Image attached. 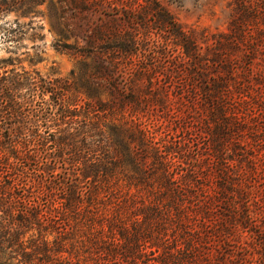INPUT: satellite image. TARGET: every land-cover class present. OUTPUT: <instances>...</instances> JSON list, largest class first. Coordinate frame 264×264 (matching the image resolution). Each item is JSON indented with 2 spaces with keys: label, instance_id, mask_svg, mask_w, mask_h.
<instances>
[{
  "label": "trees",
  "instance_id": "obj_1",
  "mask_svg": "<svg viewBox=\"0 0 264 264\" xmlns=\"http://www.w3.org/2000/svg\"><path fill=\"white\" fill-rule=\"evenodd\" d=\"M103 2L111 0H80L84 12ZM144 2L126 4L113 33L100 24L82 46L58 47L99 59L100 45L113 42L105 65L91 73L93 87L104 85V72L120 73L131 90L138 81L149 90L163 75L178 83L175 99L158 90L145 102L117 86L111 99L83 98L67 78L0 58V264H234L231 239L242 236L239 223L254 221L248 198L241 204L248 190L223 156L229 126L246 120L230 87L237 74L215 52L219 71L208 76L195 35L156 0ZM22 9L18 0H0V19ZM238 22L219 34L218 48L232 33L243 41ZM150 25L162 32L159 59L140 61L151 43L140 29ZM13 37L11 25L0 26V45ZM248 79L238 91L246 109ZM200 91L203 128L193 114Z\"/></svg>",
  "mask_w": 264,
  "mask_h": 264
},
{
  "label": "rangeland",
  "instance_id": "obj_2",
  "mask_svg": "<svg viewBox=\"0 0 264 264\" xmlns=\"http://www.w3.org/2000/svg\"><path fill=\"white\" fill-rule=\"evenodd\" d=\"M18 1L23 4L22 12H12L0 19V26L11 25L14 30V39L0 45V58L17 57V68L36 71L44 78H67L80 88L79 94L83 98L99 96L111 99L116 93L114 86L127 89V79L120 73L110 75L104 72V85L99 89L91 84V73L96 66L105 65L103 61L106 48H111L113 42L100 45L103 56L99 59L82 55L73 48L60 49L58 46H82V36L87 34L88 29L92 30L104 23L110 33H113L115 28L124 24V6L144 4V0H111L103 2L104 4L99 3L90 12L82 10L80 0ZM156 1L158 10L164 9L188 33L195 35L206 53L204 67L208 76L213 78L219 71L220 65L212 60L215 52H218L222 63L233 67L237 74L235 86L230 87L233 88V93L235 91L234 101L238 102L236 111L245 114L246 120L240 123V127L229 126V140L225 143L223 156L230 164L229 167L236 177L234 180L240 184L241 191L248 190V195L245 193L246 197L241 199V204L244 205V200L248 198L254 221L248 226L239 223L237 230L242 236L232 237L230 244L233 253L230 256L234 264L236 261L264 264V0ZM143 14V9L139 7V11L133 14L135 22L139 24ZM111 17H116L118 22H109ZM150 17L153 19V13L148 18ZM237 19L240 21L238 23L243 33V41H239L232 33L230 42L218 48L215 41L221 38L219 34L231 33L230 26ZM140 32L148 33L151 43L149 48L139 50L137 60L144 61L149 54L159 59L157 51L161 46L162 32L154 25H150L148 29H140ZM160 70L162 73L161 66ZM245 73L249 77L248 82L252 83L249 95V104L252 107L248 109L240 101L238 92L239 84L246 77ZM197 83L202 85L200 81ZM146 84L138 81L133 90L127 89L126 94H141L145 102L158 90L160 93H167L172 99L178 94V83L175 80L169 81L163 75L153 83L151 89L146 90ZM199 93L193 114L198 126L203 128V91Z\"/></svg>",
  "mask_w": 264,
  "mask_h": 264
}]
</instances>
